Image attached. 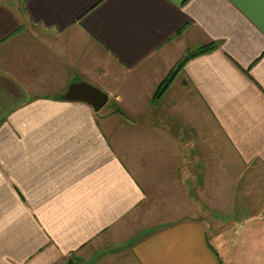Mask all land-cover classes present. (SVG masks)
<instances>
[{
	"label": "crops",
	"instance_id": "1",
	"mask_svg": "<svg viewBox=\"0 0 264 264\" xmlns=\"http://www.w3.org/2000/svg\"><path fill=\"white\" fill-rule=\"evenodd\" d=\"M70 260L264 264V0H0V264Z\"/></svg>",
	"mask_w": 264,
	"mask_h": 264
},
{
	"label": "water",
	"instance_id": "2",
	"mask_svg": "<svg viewBox=\"0 0 264 264\" xmlns=\"http://www.w3.org/2000/svg\"><path fill=\"white\" fill-rule=\"evenodd\" d=\"M66 99L86 101L98 110L108 101V94L89 84L77 83L71 86ZM68 264H73V261L70 260Z\"/></svg>",
	"mask_w": 264,
	"mask_h": 264
},
{
	"label": "trees",
	"instance_id": "3",
	"mask_svg": "<svg viewBox=\"0 0 264 264\" xmlns=\"http://www.w3.org/2000/svg\"><path fill=\"white\" fill-rule=\"evenodd\" d=\"M209 49L210 48H208V47H204V48L198 49L197 51H193V52L189 53L187 56H185L186 57L185 60H189L190 58H193L194 56L198 55L199 53L205 52ZM172 78H173V76L169 77V79H167V81H164L163 84L161 85L162 86L161 89L166 88V86L168 85L169 81H171Z\"/></svg>",
	"mask_w": 264,
	"mask_h": 264
}]
</instances>
